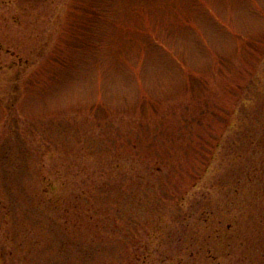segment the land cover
I'll use <instances>...</instances> for the list:
<instances>
[{"label":"rangeland","instance_id":"rangeland-1","mask_svg":"<svg viewBox=\"0 0 264 264\" xmlns=\"http://www.w3.org/2000/svg\"><path fill=\"white\" fill-rule=\"evenodd\" d=\"M0 264H264V0H0Z\"/></svg>","mask_w":264,"mask_h":264},{"label":"trees","instance_id":"trees-1","mask_svg":"<svg viewBox=\"0 0 264 264\" xmlns=\"http://www.w3.org/2000/svg\"><path fill=\"white\" fill-rule=\"evenodd\" d=\"M258 167H259V166H258V162H257V163H255V165L253 166V169H254V170H257ZM249 174H252V173H249ZM253 176H254L255 180L258 178V175H257L256 173H255Z\"/></svg>","mask_w":264,"mask_h":264}]
</instances>
